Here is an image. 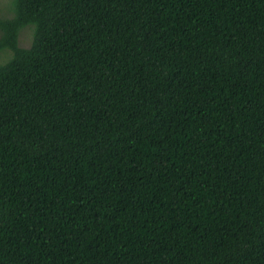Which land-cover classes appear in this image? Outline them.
I'll use <instances>...</instances> for the list:
<instances>
[{
	"label": "trees",
	"instance_id": "obj_1",
	"mask_svg": "<svg viewBox=\"0 0 264 264\" xmlns=\"http://www.w3.org/2000/svg\"><path fill=\"white\" fill-rule=\"evenodd\" d=\"M10 9L0 264H264V0Z\"/></svg>",
	"mask_w": 264,
	"mask_h": 264
},
{
	"label": "rangeland",
	"instance_id": "obj_2",
	"mask_svg": "<svg viewBox=\"0 0 264 264\" xmlns=\"http://www.w3.org/2000/svg\"><path fill=\"white\" fill-rule=\"evenodd\" d=\"M13 0H0V17L13 16V10H11ZM32 41V30L30 28H24L20 33L19 43L21 46L27 47ZM12 56V54L10 53ZM10 56V57H11ZM7 55L0 54V61L6 59Z\"/></svg>",
	"mask_w": 264,
	"mask_h": 264
}]
</instances>
